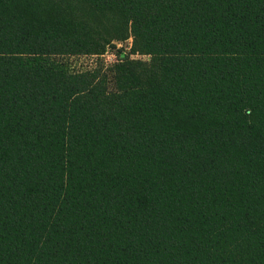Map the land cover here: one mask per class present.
<instances>
[{"label":"trees","instance_id":"16d2710c","mask_svg":"<svg viewBox=\"0 0 264 264\" xmlns=\"http://www.w3.org/2000/svg\"><path fill=\"white\" fill-rule=\"evenodd\" d=\"M0 264H264V0H0Z\"/></svg>","mask_w":264,"mask_h":264},{"label":"rangeland","instance_id":"374dc122","mask_svg":"<svg viewBox=\"0 0 264 264\" xmlns=\"http://www.w3.org/2000/svg\"><path fill=\"white\" fill-rule=\"evenodd\" d=\"M112 48H107L106 52L102 56H90V55H71L70 57L65 55H59V56H54V60L57 62H64L66 65H70L71 68L73 69H85L88 67H93L94 65L97 67H101L103 71H108L111 69L114 61H115V56L114 53L112 52ZM140 57H145L147 56H140V55H135L133 58H140ZM144 58V59H145ZM64 64V65H65ZM110 87H113V84L110 82Z\"/></svg>","mask_w":264,"mask_h":264}]
</instances>
